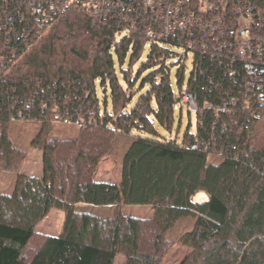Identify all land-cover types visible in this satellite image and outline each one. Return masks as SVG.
I'll return each mask as SVG.
<instances>
[{
    "label": "trees",
    "instance_id": "obj_1",
    "mask_svg": "<svg viewBox=\"0 0 264 264\" xmlns=\"http://www.w3.org/2000/svg\"><path fill=\"white\" fill-rule=\"evenodd\" d=\"M247 1L264 12V0ZM114 33L87 8L74 7L0 72V166L15 169L25 156L14 144L12 123L40 122L30 145L42 152L40 175L17 173L10 191L0 190V264H114L118 252L128 263L158 264L139 251L140 219L124 214L125 205L152 207L156 247L178 219H193L179 238L190 249L180 264H264V109L260 118L237 112L216 120L209 110L198 113L196 131L187 127L181 142L197 137L198 149L157 137L154 122L171 129L175 101L162 65L168 51L152 45L136 74L129 78L121 69L120 78L112 51L122 65L131 50L129 68L143 42L123 37L114 43ZM202 83L192 75L188 89H196L200 101H216L214 92L200 90ZM97 86L109 89L111 111L106 97L101 109ZM59 117L79 119L80 135L50 138L52 120ZM133 130L141 134L128 141L119 181L92 179L116 133ZM197 191L208 199L194 201ZM51 208L64 212L60 233L46 236L23 258L36 224Z\"/></svg>",
    "mask_w": 264,
    "mask_h": 264
},
{
    "label": "built area",
    "instance_id": "obj_2",
    "mask_svg": "<svg viewBox=\"0 0 264 264\" xmlns=\"http://www.w3.org/2000/svg\"><path fill=\"white\" fill-rule=\"evenodd\" d=\"M74 7L87 8L102 24L113 26L114 43L126 37L142 40V48L182 47L186 57H193L189 77H201L200 90L217 98L203 96L200 101L187 81L180 102L197 115L206 110L216 120L237 112L262 115L264 12L247 0H0V72L18 62ZM118 33L122 38H116ZM74 123L82 126L79 119ZM195 140L179 144L198 149Z\"/></svg>",
    "mask_w": 264,
    "mask_h": 264
},
{
    "label": "rangeland",
    "instance_id": "obj_3",
    "mask_svg": "<svg viewBox=\"0 0 264 264\" xmlns=\"http://www.w3.org/2000/svg\"><path fill=\"white\" fill-rule=\"evenodd\" d=\"M124 34L118 33L116 38H122ZM164 48L168 51V56L164 58L163 64L170 76V82L174 93L173 115L171 129L162 126L159 123L154 122V128L157 131V137L166 139H175L179 144L183 140L185 130L188 127L190 133H194L197 127V113L193 109H189L185 104L180 102V95L184 92L186 83L189 79V73L192 70L193 57H188L184 54V49L180 46L173 44H164ZM130 51L126 54V59L122 63L119 62L117 53L112 51L114 64L119 77H122L121 69L127 70V75L132 78L139 69L142 62H145L148 58L149 47L142 48L138 55V59L134 65L128 68L130 60ZM178 61V62H177ZM165 63V64H164ZM161 65V66H162ZM182 66L184 79L182 82L177 81V70ZM160 67V65H159ZM157 67V68H159ZM153 68L144 71L137 82L135 88L140 87L142 79L151 72ZM126 86V83H122ZM147 83L142 87L140 91L146 90ZM97 94L100 100L101 109L103 108V100L107 98V110L111 111L110 105V92L107 88L106 92L100 86H97ZM137 94V93H136ZM135 94V98H136ZM55 109H52V112ZM56 117V116H55ZM53 126L49 134L50 138L54 139H69L78 137L80 135V126L76 123L69 121L52 120ZM41 123L38 121L21 122L16 127L12 123L11 136H13L14 144L23 150L25 153L24 158L18 164L15 169H7L4 166H0V190L3 192L10 191L14 176L17 173L35 174L40 175L42 171V152L41 150L32 147L30 145L31 139L38 132ZM139 131L133 130L131 133H116V140L111 142L110 148L107 152L99 157V161L92 173V179L97 181L118 182L120 178L121 161L123 152L128 144L129 139L132 136L140 135ZM96 143V145H95ZM94 143V147H97L98 140ZM87 151V150H86ZM100 155V154H99ZM193 200L196 202H202L208 199L207 194L204 191H197L193 195ZM77 207H86L84 204L78 203ZM123 213L140 219V240L139 251L147 253L153 258L158 260V264H180L184 259V256L189 252V248L183 245L180 241V235L192 227L193 219L190 217L178 219L174 225L162 234L159 246L156 247L155 239L158 233L157 227L151 221L153 209L149 205H125L122 208ZM102 216L109 215L107 212L99 211ZM64 220V212L57 208H51L48 213L36 224L35 232L29 243L23 250V258H30L33 252L40 246L43 239L48 235H58L61 231ZM114 264H146L145 262L128 263L125 255L122 252H118Z\"/></svg>",
    "mask_w": 264,
    "mask_h": 264
}]
</instances>
